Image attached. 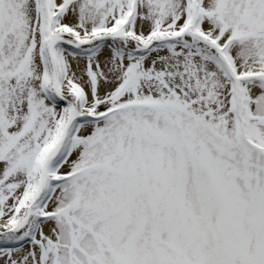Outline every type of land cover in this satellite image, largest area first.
Wrapping results in <instances>:
<instances>
[{
  "label": "snow or ice",
  "instance_id": "obj_1",
  "mask_svg": "<svg viewBox=\"0 0 264 264\" xmlns=\"http://www.w3.org/2000/svg\"><path fill=\"white\" fill-rule=\"evenodd\" d=\"M0 264H264V0H0Z\"/></svg>",
  "mask_w": 264,
  "mask_h": 264
}]
</instances>
